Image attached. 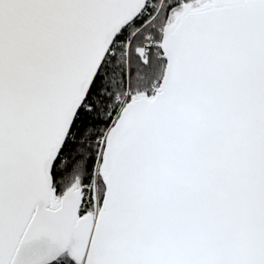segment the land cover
Returning <instances> with one entry per match:
<instances>
[{
	"label": "snow or ice",
	"instance_id": "snow-or-ice-1",
	"mask_svg": "<svg viewBox=\"0 0 264 264\" xmlns=\"http://www.w3.org/2000/svg\"><path fill=\"white\" fill-rule=\"evenodd\" d=\"M0 264H264V0H0Z\"/></svg>",
	"mask_w": 264,
	"mask_h": 264
}]
</instances>
